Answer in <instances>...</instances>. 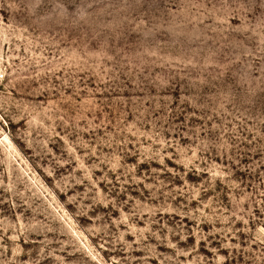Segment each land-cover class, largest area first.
<instances>
[{
  "label": "rangeland",
  "instance_id": "1",
  "mask_svg": "<svg viewBox=\"0 0 264 264\" xmlns=\"http://www.w3.org/2000/svg\"><path fill=\"white\" fill-rule=\"evenodd\" d=\"M0 264H264V0H0Z\"/></svg>",
  "mask_w": 264,
  "mask_h": 264
},
{
  "label": "built area",
  "instance_id": "2",
  "mask_svg": "<svg viewBox=\"0 0 264 264\" xmlns=\"http://www.w3.org/2000/svg\"><path fill=\"white\" fill-rule=\"evenodd\" d=\"M0 76H1V74H0Z\"/></svg>",
  "mask_w": 264,
  "mask_h": 264
}]
</instances>
